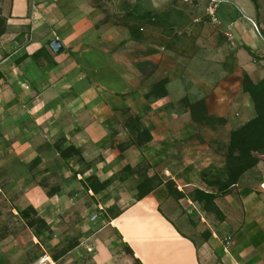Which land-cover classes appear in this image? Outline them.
I'll return each mask as SVG.
<instances>
[{
    "label": "crops",
    "instance_id": "crops-1",
    "mask_svg": "<svg viewBox=\"0 0 264 264\" xmlns=\"http://www.w3.org/2000/svg\"><path fill=\"white\" fill-rule=\"evenodd\" d=\"M209 6L0 0V264H264V160L215 199L220 217L188 195L175 198V190L208 188L224 163L213 144L256 115L243 73L264 77V60L250 54H264L259 23L245 15L250 24L238 31L253 43L231 45L205 16ZM163 80L167 94L150 96ZM185 98L204 100L199 121L179 104ZM132 118L150 132L147 151L120 150L133 140ZM58 144L81 151L83 173ZM141 161L162 184L137 201L136 175L119 178ZM92 174L116 179L95 195L81 183ZM30 207L32 228L19 213ZM69 244L77 245L61 255Z\"/></svg>",
    "mask_w": 264,
    "mask_h": 264
},
{
    "label": "trees",
    "instance_id": "trees-1",
    "mask_svg": "<svg viewBox=\"0 0 264 264\" xmlns=\"http://www.w3.org/2000/svg\"><path fill=\"white\" fill-rule=\"evenodd\" d=\"M253 2L256 7L259 8L257 0H253ZM148 17L152 19V16ZM4 25V20H0V36L5 31ZM40 53L41 50H38L33 56L36 58ZM250 54L256 57V59L264 60V54L261 52L250 50ZM166 84L167 80H163L156 84L150 96H153V92H155L156 89L161 88L163 90L161 97H164L167 94L165 88ZM242 90L253 100L256 115L251 120L232 129L226 143L213 144L217 153L223 156V166L213 168L215 171L213 179L205 181L208 187L207 189L192 187L185 192L175 190V198L177 200L185 198L186 195H188L192 198L194 203L200 206L202 212H212L219 217L221 216V212L215 205V199L230 194L236 188L240 178L247 171L256 167L261 160H264V77L260 81L254 82L247 73H243ZM179 104L188 105V109L195 122L199 121L196 116L201 115V112H205L204 100L192 103L185 98L179 101ZM203 119H205L206 122L211 121V118L207 115H204ZM138 121V119L132 118L130 132L133 140L128 144L120 146L121 151L131 146L141 148L143 151L149 149L148 143L151 141L150 132L145 128L137 127ZM61 145L62 144H58L55 148L63 161L69 165L74 162L77 167L74 171L75 174L83 173L82 166H84L85 162L81 151L74 145L66 147ZM149 171V162L141 161L133 168L131 166H125L122 172L123 175L119 178L121 181H124L136 175L135 199L137 201L152 193L154 189L162 184L161 178ZM115 179L114 177L109 180H101L96 174H92L82 178L81 183L84 185L86 191H92L97 195L107 189L110 183ZM47 192L49 195H52L50 191ZM19 213L30 228L35 226L36 222L33 218L36 216V212L33 208L30 207L28 210H23ZM76 245L77 244H69L63 247L61 255H66Z\"/></svg>",
    "mask_w": 264,
    "mask_h": 264
},
{
    "label": "rangeland",
    "instance_id": "rangeland-1",
    "mask_svg": "<svg viewBox=\"0 0 264 264\" xmlns=\"http://www.w3.org/2000/svg\"><path fill=\"white\" fill-rule=\"evenodd\" d=\"M207 4L210 3L209 0H205ZM259 8L256 7L253 0H216V9L214 17L217 18L218 22L214 23L212 22L213 17L210 16L208 13L205 15L207 16V19L209 20L210 24L215 26L216 28L220 29L222 33H224V37L229 44H231V40H233L234 44L236 42L244 43L246 44V48H249L248 44L253 43V39H251L252 33H246L245 35H241L238 31L239 24H250L246 21L245 15H249L255 19L257 23H259L261 27V41L264 43V0H257ZM205 3V2H204ZM206 4V3H205ZM236 21V25L229 27L228 25L231 22ZM226 30V31H225ZM225 31V32H224ZM228 33L232 34V38L228 39L227 35ZM241 51L242 56L244 57V61H242L243 66L247 70H252L254 68L253 65L245 64V60L250 61V57L245 51H243L242 48L238 49ZM248 66V67H246ZM253 67V68H252Z\"/></svg>",
    "mask_w": 264,
    "mask_h": 264
},
{
    "label": "built area",
    "instance_id": "built-area-1",
    "mask_svg": "<svg viewBox=\"0 0 264 264\" xmlns=\"http://www.w3.org/2000/svg\"><path fill=\"white\" fill-rule=\"evenodd\" d=\"M210 1V6L207 8V13L213 17V20L212 22L214 23H217L218 20L216 17H214V14H215V9H216V0H209ZM228 39H231L232 38V34L231 33H228L226 34ZM231 45H234V43L231 41ZM99 212L103 211L104 209L102 207H99ZM99 218V215L98 214H95L91 217V220L92 221H96L97 219ZM34 264H46V260L45 258H42L40 260H38L37 262H35Z\"/></svg>",
    "mask_w": 264,
    "mask_h": 264
},
{
    "label": "water",
    "instance_id": "water-1",
    "mask_svg": "<svg viewBox=\"0 0 264 264\" xmlns=\"http://www.w3.org/2000/svg\"><path fill=\"white\" fill-rule=\"evenodd\" d=\"M52 48H53V50H54L56 53L61 52V51H62V45H61L60 41L55 40V41L52 43Z\"/></svg>",
    "mask_w": 264,
    "mask_h": 264
}]
</instances>
